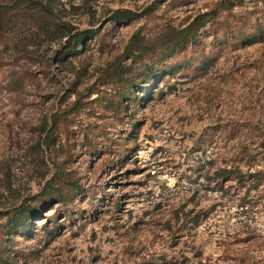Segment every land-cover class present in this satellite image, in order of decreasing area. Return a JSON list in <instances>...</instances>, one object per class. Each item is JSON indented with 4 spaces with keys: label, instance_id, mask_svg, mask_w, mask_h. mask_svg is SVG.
<instances>
[{
    "label": "rangeland",
    "instance_id": "obj_1",
    "mask_svg": "<svg viewBox=\"0 0 264 264\" xmlns=\"http://www.w3.org/2000/svg\"><path fill=\"white\" fill-rule=\"evenodd\" d=\"M60 2L77 56L0 40V264H264V0Z\"/></svg>",
    "mask_w": 264,
    "mask_h": 264
},
{
    "label": "trees",
    "instance_id": "obj_2",
    "mask_svg": "<svg viewBox=\"0 0 264 264\" xmlns=\"http://www.w3.org/2000/svg\"><path fill=\"white\" fill-rule=\"evenodd\" d=\"M60 4V0H0V40L3 34L14 28L19 21L25 26H34L37 31L40 29L42 32H48L54 25L58 35L57 39L64 41L61 45L62 51L59 52V59L64 61L77 56L79 54L78 46L95 33L91 31L74 33L73 27L68 22H63L62 18L59 19V22L55 21L54 23L53 19ZM134 16L136 15L131 12L119 11L116 14L118 18H132ZM225 172L224 178L230 180L232 178L231 172ZM261 180L264 181V176ZM26 222H28L27 216L23 217L22 220L12 219V230L16 232L25 229L27 227ZM1 256L0 254V262Z\"/></svg>",
    "mask_w": 264,
    "mask_h": 264
}]
</instances>
